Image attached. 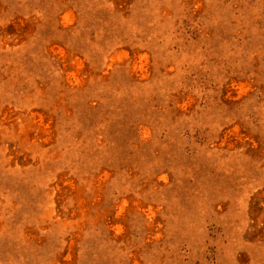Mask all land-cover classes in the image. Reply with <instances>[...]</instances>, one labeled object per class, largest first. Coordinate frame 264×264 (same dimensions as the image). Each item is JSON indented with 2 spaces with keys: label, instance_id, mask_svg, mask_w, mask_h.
<instances>
[{
  "label": "rangeland",
  "instance_id": "1",
  "mask_svg": "<svg viewBox=\"0 0 264 264\" xmlns=\"http://www.w3.org/2000/svg\"><path fill=\"white\" fill-rule=\"evenodd\" d=\"M0 264H264V0H0Z\"/></svg>",
  "mask_w": 264,
  "mask_h": 264
}]
</instances>
